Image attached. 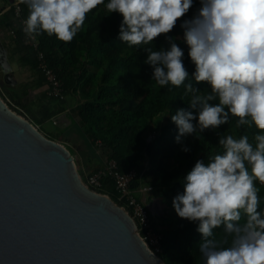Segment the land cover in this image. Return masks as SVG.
<instances>
[{
    "label": "clouds",
    "instance_id": "clouds-1",
    "mask_svg": "<svg viewBox=\"0 0 264 264\" xmlns=\"http://www.w3.org/2000/svg\"><path fill=\"white\" fill-rule=\"evenodd\" d=\"M28 9L22 32L69 42L93 9L122 15L118 39L147 53L151 81L161 88H183L188 108L170 113L175 140L201 139L206 129L234 122L254 128L249 136L218 133L221 151L197 159L182 178L183 191L172 198L180 218L196 223L203 264H264V0H199L191 18L180 22L184 49L167 35L193 0H22ZM165 34L168 47H153ZM146 46V47H145ZM198 84L205 85L198 87ZM183 151H188L182 145ZM217 239L215 229H221ZM230 237V239H229Z\"/></svg>",
    "mask_w": 264,
    "mask_h": 264
},
{
    "label": "trees",
    "instance_id": "trees-1",
    "mask_svg": "<svg viewBox=\"0 0 264 264\" xmlns=\"http://www.w3.org/2000/svg\"><path fill=\"white\" fill-rule=\"evenodd\" d=\"M9 6H12L10 0L0 1V13ZM20 8L25 18L28 9L22 1ZM198 8L199 0H193L188 12L178 18L167 34L176 37L175 42L184 49L183 63L189 75L194 71V65L187 56L180 22L191 18ZM13 16L12 6L0 18V35L10 32ZM121 20V14L105 15L103 6L98 5L87 14L81 30L71 41H60L43 33L37 37L40 51L63 84L65 100L72 106L68 116L71 126L81 137L80 150H84L87 157L86 172L80 169L79 173L87 182L88 175L111 160L116 161L121 172L136 170L138 177L132 186L154 187L169 209L168 216L158 222L150 213L154 228L162 235V252L157 255L165 264H203L197 225L176 215L172 198L183 191L182 178L197 159H206L213 152L222 150L217 144L218 133L226 135L230 132L238 136L247 131L251 137L255 129H237L230 121L216 131L204 130L201 139L188 135L177 142V127L170 120V113L179 108L187 109L188 97L183 95L182 86L169 90L151 81V66L144 62L147 53L118 39ZM5 46L11 49L10 62L17 56L23 64L37 71L40 82L33 89L28 85L4 84L0 86V95L12 110L32 121L48 138L62 139L65 131H50L46 124L60 127L53 118L65 110V101L48 94L50 85L38 68L37 53L25 45L21 28L12 35V44ZM161 46L168 47L165 34L153 38V47L158 49ZM182 145L188 151H183ZM68 149L73 154L72 149ZM91 188L128 209L119 199L115 180L109 176L103 178L101 187ZM259 195L264 204V185H260ZM214 232L217 239L224 238L222 228Z\"/></svg>",
    "mask_w": 264,
    "mask_h": 264
},
{
    "label": "water",
    "instance_id": "water-1",
    "mask_svg": "<svg viewBox=\"0 0 264 264\" xmlns=\"http://www.w3.org/2000/svg\"><path fill=\"white\" fill-rule=\"evenodd\" d=\"M0 86L17 85L0 35ZM0 264H165L74 154L0 95Z\"/></svg>",
    "mask_w": 264,
    "mask_h": 264
},
{
    "label": "built area",
    "instance_id": "built-area-1",
    "mask_svg": "<svg viewBox=\"0 0 264 264\" xmlns=\"http://www.w3.org/2000/svg\"><path fill=\"white\" fill-rule=\"evenodd\" d=\"M22 0H15L12 3L14 9V16L12 18L13 26L10 28V34L13 35L17 28L22 29V21L24 18L21 15L20 3ZM12 6L7 7L3 12H7ZM25 45L32 48L37 53L38 68L45 75L50 89L48 94L58 98L59 100L66 99V93L63 84L59 81L55 71L49 67L44 54L40 51L39 42L35 40L27 39L24 34ZM54 123H58L54 120ZM109 176L116 182L117 191L119 193V199L126 203V209L135 219L138 225V232L141 234L144 241L156 254L162 252V235L153 226V219L151 217L149 209L138 198L137 193H148L154 191V187L150 185H140L137 188L132 186L134 180L138 177L136 170H130L128 172H121L116 161H107L105 166L99 169L97 172L88 175L87 182L89 187L99 188L102 186V180L104 177ZM141 177V176H140ZM143 233V234H142Z\"/></svg>",
    "mask_w": 264,
    "mask_h": 264
},
{
    "label": "crops",
    "instance_id": "crops-1",
    "mask_svg": "<svg viewBox=\"0 0 264 264\" xmlns=\"http://www.w3.org/2000/svg\"><path fill=\"white\" fill-rule=\"evenodd\" d=\"M0 1H2V0H0ZM10 2L13 3L14 0H10ZM5 13L6 12L2 11L0 13V18ZM1 37H2L3 42L6 45L12 44V35H10L8 32H3ZM8 50H9V55H11L10 54L11 49L9 48ZM12 63H14L16 65V70H14V68H13V70H14V75L17 79V82L18 83L20 82V75L24 76V74L27 71V73L29 72V78L27 80L33 79V81L32 82H26V83L27 84L29 83V85H30L29 87H32V89L37 88V85L40 82L37 71L31 70L28 66L23 64V62L17 56H15ZM12 66H13V64H12ZM66 100H64L65 101V110L60 112L56 116H54L53 120H56L58 122L57 125H60L62 127L67 128L65 135L68 136L69 138H65L66 139L65 142H62V144L64 143L66 146L70 147L73 151L74 156H77V157L79 156V159L81 160L80 162H78L79 159L77 157H75L77 164H79L80 169H82L86 172L85 156L83 155L84 150H80L81 139H78V140L76 139V136H80V135H78L76 133V129L74 128V126L73 125L71 126V120L68 116V113H69L72 106H71V104H68L66 102ZM73 136L76 139L75 141L70 139ZM137 196L146 205V207L149 209L150 213L153 215L156 222L160 221L161 218H164L166 216V214H168V212H169L168 206L165 203V201L163 200V198L157 193V191L154 190V191H151L148 193L139 192V193H137Z\"/></svg>",
    "mask_w": 264,
    "mask_h": 264
},
{
    "label": "rangeland",
    "instance_id": "rangeland-1",
    "mask_svg": "<svg viewBox=\"0 0 264 264\" xmlns=\"http://www.w3.org/2000/svg\"><path fill=\"white\" fill-rule=\"evenodd\" d=\"M15 1V0H14ZM5 32H8V31H5ZM9 34H10V32H8ZM11 35V34H10ZM13 64V68H14V70H16V65L14 64V63H12ZM16 72V71H15ZM3 75V73H2V71H1V69H0V80H2V76ZM29 78V72L27 73V71H26V73L24 74V76L23 75H20V82L18 83V84H21L22 86H30L29 85V83L27 84L26 82H32L33 81V79H30V80H27ZM46 127H47V129H49L50 131H53L54 129L56 130V129H58V130H62V131H65L66 132V130H67V128L65 129V130H63L62 129V127L60 126V127H56V126H53L52 124H50V123H48V124H46ZM64 132V133H65ZM65 138H69L68 136H66L65 135V137H63L62 139H58V140H56L57 142H60V143H62V142H65ZM81 137L80 136H76V139L78 140V139H80ZM71 140H76L75 138H74V136L72 137V138H70ZM67 142V141H66ZM63 145H65L64 143H63ZM66 146V145H65ZM83 155L85 156V163H86V161H87V157H86V153L84 154L83 153ZM74 157H77V156H74ZM78 159H79V156L77 157ZM76 160V159H75ZM81 160L79 159L78 160V162H80ZM76 164H77V161H76ZM77 167H78V169H80V167H79V164H77ZM166 214V213H165ZM166 216H168V214H166Z\"/></svg>",
    "mask_w": 264,
    "mask_h": 264
}]
</instances>
